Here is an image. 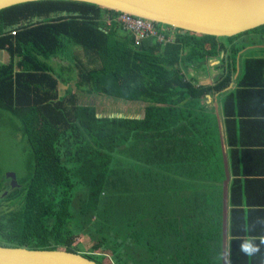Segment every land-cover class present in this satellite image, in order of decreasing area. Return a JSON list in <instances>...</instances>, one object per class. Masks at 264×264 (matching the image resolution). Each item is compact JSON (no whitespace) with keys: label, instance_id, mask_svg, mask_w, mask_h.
Returning <instances> with one entry per match:
<instances>
[{"label":"trees","instance_id":"obj_1","mask_svg":"<svg viewBox=\"0 0 264 264\" xmlns=\"http://www.w3.org/2000/svg\"><path fill=\"white\" fill-rule=\"evenodd\" d=\"M121 14L69 0L0 11V128L9 124L24 153L15 188L0 173V245L64 249L98 264H222L226 175L213 97L233 81L255 40L246 36L264 35V25L217 38L154 22L166 41L137 45L105 22ZM68 46L74 62L56 70L50 60ZM212 60L217 84L201 85L195 73L207 76ZM244 63L238 88L217 100L231 152L228 264H264L243 251L264 250V240L244 207L254 184L235 161L231 119L264 96V57ZM73 79L81 91L145 104L143 116L102 117L79 103Z\"/></svg>","mask_w":264,"mask_h":264},{"label":"water","instance_id":"obj_2","mask_svg":"<svg viewBox=\"0 0 264 264\" xmlns=\"http://www.w3.org/2000/svg\"><path fill=\"white\" fill-rule=\"evenodd\" d=\"M45 0H0V11L28 2ZM98 5L105 9L128 13L197 35L229 38L264 25V0H69ZM198 77V76H196ZM200 84L203 82L200 81ZM210 99L211 97L208 96ZM217 102V100H216ZM217 102L215 111L226 178L223 182V254L228 264L229 187L231 172L226 148L222 116ZM12 188L18 185L15 173L7 175ZM0 264H98L80 253L64 249L34 250L0 245Z\"/></svg>","mask_w":264,"mask_h":264},{"label":"rangeland","instance_id":"obj_3","mask_svg":"<svg viewBox=\"0 0 264 264\" xmlns=\"http://www.w3.org/2000/svg\"><path fill=\"white\" fill-rule=\"evenodd\" d=\"M107 17L108 16H106L105 18ZM250 36L255 40L251 41L250 42L251 45L248 46V49L243 53H241L242 59L239 62L240 65L238 66L237 64V73L236 76H234V83L232 82L234 86H237V88H238L237 85L238 81L241 80L244 75L245 60L250 57H264V35L258 36L257 34H253L246 37H250ZM254 43H256V45H253ZM73 50H75L73 46L72 47L68 46V48L66 49V54L63 53L60 54L57 58L51 59L50 64H52L56 70H59L58 68H60L61 66L64 67V66H68L69 64L72 65L74 62V57H73L74 52L72 53ZM4 56L5 59L3 57H0V60L2 58L4 59V61H6L8 55H6L5 52H4ZM219 62H220L219 60H212L206 64L205 70H207L206 68L208 67L209 70H211V72L209 71L211 76L204 75V72L199 69L200 72L198 74L203 76V78L201 79L203 80L202 81L203 83L201 85H208L210 83L209 80L218 74L215 65L218 64ZM212 70L214 71L212 72ZM59 73H61V71ZM69 85L72 86L71 90L79 94L80 104L95 107L99 115H101L102 117L140 118L144 114L145 104L143 103L117 100L105 94L87 93L84 92L83 90L81 91L78 88L75 79H73L71 83H69ZM65 88H67V86L61 84L60 91L62 95L65 93ZM220 108H222V106ZM220 111L221 113H223L222 110ZM8 127L9 124L6 123L4 124L2 122L0 128V173L2 172L1 174H3L5 177H7L9 173H15L19 177L21 175V169H22L21 168L22 165L20 161L24 156L23 144L20 138H16V136L14 137L10 136L9 131L7 130ZM80 240L84 242V244L89 242V240L86 238H81ZM253 254L255 256L254 258L259 260L260 256H264V250H258ZM104 263L110 264L108 260H105Z\"/></svg>","mask_w":264,"mask_h":264},{"label":"crops","instance_id":"obj_4","mask_svg":"<svg viewBox=\"0 0 264 264\" xmlns=\"http://www.w3.org/2000/svg\"><path fill=\"white\" fill-rule=\"evenodd\" d=\"M0 57L5 59L4 52L0 51ZM200 70L204 71L203 69ZM200 70L196 71L195 75L201 76L198 79L203 81L201 80L203 76L198 74ZM209 71L211 72L208 68ZM232 82L234 83V79ZM232 82L229 83L227 90L233 88L231 90L233 91L237 88ZM242 105L243 108H235L231 118L234 128V150L238 151V154L235 155V161H239L240 168H243L244 172L249 171L251 176L248 178L253 180V196L244 198V207L248 210L254 209L252 215L255 218L259 217L261 226L257 232L260 236L254 239L264 240V96L249 97ZM226 148L229 166H231V152L227 143ZM243 176L246 177L245 174Z\"/></svg>","mask_w":264,"mask_h":264},{"label":"built area","instance_id":"obj_5","mask_svg":"<svg viewBox=\"0 0 264 264\" xmlns=\"http://www.w3.org/2000/svg\"><path fill=\"white\" fill-rule=\"evenodd\" d=\"M105 22L108 25H111L112 22H117L121 24L124 30H127L135 35V43L137 45L141 44V42H143L144 40L150 38H155L160 43L166 41V37L163 34H159L156 30L153 24L154 22L145 18L134 16L128 13H122L117 18H112V16H108ZM12 34L15 35L16 32L13 31Z\"/></svg>","mask_w":264,"mask_h":264},{"label":"flooded vegetation","instance_id":"obj_6","mask_svg":"<svg viewBox=\"0 0 264 264\" xmlns=\"http://www.w3.org/2000/svg\"><path fill=\"white\" fill-rule=\"evenodd\" d=\"M248 49V47L247 48H245L241 53H243L244 51H246ZM241 59H242V57H241V55H240V58H238V66L240 65V61H241ZM197 76V75H196ZM207 76H211V74L208 72L207 73ZM198 77H201V76H199L198 75ZM215 78L216 77H213V78H211L209 81H210V83L207 85V86H216V82H215ZM233 89V88H232ZM231 89V90H232ZM231 90H225V91H223V92H218V93H215V96L213 97V106L215 107L216 106V104H217V102H216V100H219L220 99V96H222V99H224L225 98V96H224V93H226L227 91H228V94H230V91ZM219 94H220V96H219ZM208 96V95H207ZM219 104V103H218ZM219 107H221L220 105H219Z\"/></svg>","mask_w":264,"mask_h":264},{"label":"clouds","instance_id":"obj_7","mask_svg":"<svg viewBox=\"0 0 264 264\" xmlns=\"http://www.w3.org/2000/svg\"><path fill=\"white\" fill-rule=\"evenodd\" d=\"M243 251L246 252L249 255H252L256 251H258V249L255 246L251 245V244H246V245L243 246Z\"/></svg>","mask_w":264,"mask_h":264}]
</instances>
